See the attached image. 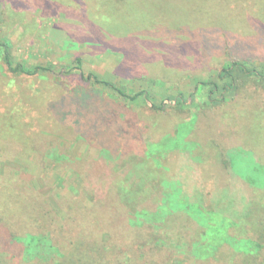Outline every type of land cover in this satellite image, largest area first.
<instances>
[{"label":"rangeland","instance_id":"1","mask_svg":"<svg viewBox=\"0 0 264 264\" xmlns=\"http://www.w3.org/2000/svg\"><path fill=\"white\" fill-rule=\"evenodd\" d=\"M0 41L41 68L0 57V131L22 143L0 175L26 215L46 206L33 243L0 219V264H77L94 227L101 261L264 264V0H0ZM234 63L255 75L222 79Z\"/></svg>","mask_w":264,"mask_h":264},{"label":"trees","instance_id":"2","mask_svg":"<svg viewBox=\"0 0 264 264\" xmlns=\"http://www.w3.org/2000/svg\"><path fill=\"white\" fill-rule=\"evenodd\" d=\"M0 57H2V60L4 64L7 66L8 70L14 74L35 76L41 70V68H37L34 70L27 69L23 65L14 66L13 61L10 57V52L8 50V44L4 41H0ZM78 64L79 65L81 64L80 59L78 60ZM233 66L236 69L232 67L224 68L219 74L220 77L222 79H231L232 81L231 83H233L235 80V74L242 73L246 75H255V72L248 70L246 67L241 66V64L234 63ZM44 70H47V69H44ZM81 76L83 78L86 77L83 73L81 74ZM94 77H92V75H89L88 77H86L87 78L86 80L89 81V79L93 78L95 79L96 83L104 84L105 86H108V87H113L109 83H106L104 81H99L96 76ZM217 86L218 85L216 84H210V83L206 84V88H209L211 93H214L217 90ZM230 86H232V84ZM144 93L145 91H142L141 93L136 94L133 98L137 99ZM12 129L18 130L19 127L12 128ZM20 135L22 136L21 133ZM14 137L13 138L6 137L4 136V133L2 134V132L0 131V140L4 144L2 145L0 143V158L5 157V156H11L12 154L15 153L16 150L20 148L22 143L19 141V139H17L16 137L14 138ZM236 182H237V185H241L242 187H245L243 181L236 179ZM4 189H8L9 192H12L11 193L13 194L12 197L8 199L6 195L3 193ZM126 190L128 189L126 188L122 189L123 194L126 193L127 197L133 198V196H130V192ZM142 190H143V187H142ZM25 192H23L20 189V186L16 184L12 180V178H10L9 172H6L5 174L0 175V219H1V226H2L1 230L4 234H7V240L11 239L14 244L27 239L28 236L31 239L29 243L31 242L33 243L37 241L38 237L33 236V234L37 233V231L35 230L36 228H39V222L41 218L43 217V214L46 208V206L41 201L36 202L33 205V213L31 215H26V213L23 210L21 202L27 199L26 197H28L32 193H28V191H25ZM197 195L198 194H195V196ZM262 197L263 196H261L260 199H262ZM253 200H254V197L250 198V195H249L247 202L250 203ZM195 202H196V199H195ZM72 216H73V221L75 222L74 225L70 224L61 229L62 235H61L60 240L63 243L66 252L70 251L71 247H73V245L75 244L77 235L81 234L83 231V224H81L82 215L79 213L75 215L72 214ZM90 236L91 238H93V242H92L93 244H91L90 247L87 246V247H84L83 249V251L84 250L89 251L88 259L83 260L80 258L78 259V262H77L76 261L77 257H76L74 261H76L77 264H115L116 259L114 258V256L116 254V251H119V249L110 250L109 251L110 254L107 256L106 261L105 260L101 261L99 230L96 227H94L90 233ZM236 242H239V241H236ZM246 242L249 243V245H253V246H250L251 250L247 252H253L254 248L256 250L259 247V244L257 242H254V241H246ZM209 244L210 243L204 242V244L202 245L205 246L204 249H206ZM122 249H124V252H123L124 257L132 255V252L130 251L129 247L124 246L122 247ZM5 250L6 248L4 247V244H0V256L6 257V254L4 253ZM256 252L257 251L253 252V255ZM14 259L15 258H11L10 260L12 261ZM60 260H61L60 258L55 259L56 262H59ZM6 261H9V259H7ZM23 262L26 264H34L35 262H37L36 264L41 263L40 259H37L36 257L35 258L26 257V260L24 259Z\"/></svg>","mask_w":264,"mask_h":264}]
</instances>
